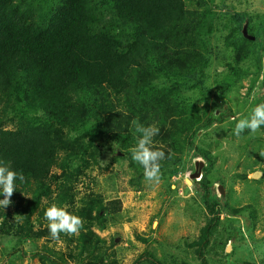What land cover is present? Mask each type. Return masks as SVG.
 I'll return each instance as SVG.
<instances>
[{
	"label": "trees",
	"instance_id": "trees-1",
	"mask_svg": "<svg viewBox=\"0 0 264 264\" xmlns=\"http://www.w3.org/2000/svg\"><path fill=\"white\" fill-rule=\"evenodd\" d=\"M207 6L203 0L194 8L185 0H0V160L10 162L11 169L25 177L23 183L15 182L12 211H0V235L16 245L43 237L52 240L43 219L46 208L55 205L80 217V231L87 230L72 237L61 234L69 254L78 248L79 260L91 256L94 264L96 252L102 259L110 258L90 227L114 224L121 201L105 200L90 184L77 198V185H83L94 167L101 168L107 153L112 158L106 170L121 160L132 162L129 150L136 135L130 122L139 118L141 124L160 130L153 149L163 150L166 157L171 152L170 159L160 162L161 172L174 163L179 168L184 153L203 160L201 177L193 187L205 225L187 244L197 263L186 258L167 261L163 253L159 257L157 250L148 249L133 264H226L230 255L225 244L238 232L228 225L219 237L217 227L223 214L232 218L241 210L229 206L219 191L213 194L210 175L215 159L194 144L200 131L222 118L201 124L179 111L190 103L188 92L201 89L208 94L201 88L207 65L189 50L210 26ZM245 19L243 14L233 17L234 34H241ZM250 21L247 33L259 42L264 23ZM261 83L263 90L264 74ZM261 102L264 94L255 105ZM216 108L211 105V112ZM42 249L50 264H65L62 253ZM246 251L250 252L248 247ZM233 263L255 264L251 259Z\"/></svg>",
	"mask_w": 264,
	"mask_h": 264
},
{
	"label": "rangeland",
	"instance_id": "rangeland-1",
	"mask_svg": "<svg viewBox=\"0 0 264 264\" xmlns=\"http://www.w3.org/2000/svg\"><path fill=\"white\" fill-rule=\"evenodd\" d=\"M185 1L189 8H194L199 0ZM203 2L208 4L206 10L211 12L206 15L210 26L201 32L189 50L201 64L207 65L201 88L208 94H203L201 89L188 92L190 103L179 107V111L196 117L201 124L213 117L222 118L219 123L200 131L194 138V144L208 150L215 159L210 175L213 194L217 195L218 187L223 186L225 202L241 210L236 216L230 215L232 218L223 214L220 218L222 223L217 227L219 237L225 235L224 229L228 225L238 232L225 244L226 250L231 247L229 252L225 250L230 255L226 264L241 259L264 264V155H261L264 153V127L257 133L248 132L244 138L233 134V121L250 116L255 102L264 94V89L260 87L264 74V30L258 42L254 36L248 35L245 28L249 19L255 25L264 23V0ZM236 14L246 16L240 35L233 32L237 26L233 20ZM250 41L255 43L254 48H251ZM211 105H217L213 112ZM116 154H120L119 150ZM190 154L193 153L190 151ZM111 158L110 153L105 154L101 168L94 167L88 172L89 178L84 179L83 185H77V198L87 191L86 185L90 184L91 190L105 200L121 201V213L114 224H106L104 228L101 224L90 227L92 235L102 241L100 249L110 254V258L102 259L100 252H96V264H133L148 249L157 250L159 257L163 253L167 261L171 257L197 263L193 249L187 244L197 239L199 229L205 225V214L193 187V181H198L200 177L190 179L195 170L194 162L200 158L190 159L184 153L182 165L179 168L178 163L168 165L161 172L158 184L146 182L143 169L129 159L104 169ZM200 161L203 162L202 159ZM174 169L176 173L171 174ZM116 171L118 179L115 178ZM257 172L260 176L253 179L252 175ZM131 180L135 185L130 183ZM0 211L8 213L12 207L0 208ZM252 212L254 219L251 220ZM37 215L35 218H38ZM43 221L47 225V221ZM34 224L37 223L34 221ZM35 230H39L38 225ZM80 232L86 233L87 230ZM137 237L147 240V243ZM43 246L62 253L65 264H94L93 257L83 258L86 252L80 261L78 248L69 254L64 238L55 241L43 237L33 243L27 241L16 245L13 239L2 235L0 264H50L48 256L43 253Z\"/></svg>",
	"mask_w": 264,
	"mask_h": 264
},
{
	"label": "clouds",
	"instance_id": "clouds-1",
	"mask_svg": "<svg viewBox=\"0 0 264 264\" xmlns=\"http://www.w3.org/2000/svg\"><path fill=\"white\" fill-rule=\"evenodd\" d=\"M130 123L136 135V143L129 150L131 160L143 168L146 182L158 184L161 181L160 162L166 158L170 159L171 152L169 151V155L166 157L163 150L153 149L154 138L159 135L160 131L156 125L145 126L140 123L139 118L133 119ZM262 127H264V102L257 104L252 109L250 116L236 122L233 134L239 137L245 130L250 133H257ZM17 179L21 183L25 181L22 173L11 169L10 162L0 160V195L3 196V199H0V208L3 209L10 205V198L16 192L15 182ZM44 218L47 221L50 238L55 241L60 240L61 234L68 237L75 236L83 227V221L80 217L55 205L45 211Z\"/></svg>",
	"mask_w": 264,
	"mask_h": 264
},
{
	"label": "water",
	"instance_id": "water-1",
	"mask_svg": "<svg viewBox=\"0 0 264 264\" xmlns=\"http://www.w3.org/2000/svg\"><path fill=\"white\" fill-rule=\"evenodd\" d=\"M203 165H204L203 162L200 161V160H196V161L194 162V168H195V170H194V172H192V174L190 175V179H195V178H198V177L201 176V170H202ZM259 176H260V173L257 172V173H254V174L252 175V178H253V179H256V178H258ZM218 191H219V193H220L221 195L224 194V190H223V188H222L221 186L218 187ZM230 249H231V247L228 246L226 251L229 252Z\"/></svg>",
	"mask_w": 264,
	"mask_h": 264
}]
</instances>
